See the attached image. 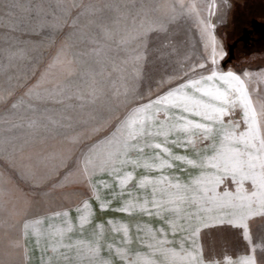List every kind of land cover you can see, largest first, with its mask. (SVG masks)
<instances>
[{
	"label": "rangeland",
	"instance_id": "obj_1",
	"mask_svg": "<svg viewBox=\"0 0 264 264\" xmlns=\"http://www.w3.org/2000/svg\"><path fill=\"white\" fill-rule=\"evenodd\" d=\"M233 2L216 29L227 52L222 66L264 67V47L236 51L223 65L239 27L251 16L264 19V0ZM173 5L176 0H0V264H127L124 256L139 261L137 253L168 264L150 250L146 225L157 234L158 226L167 229L183 190L143 178L175 179L179 164L145 168L157 152L165 155L152 142L165 141L148 134L151 122L133 139L131 122L144 115L141 106L194 74L183 50L173 53L166 44L184 32L171 37L154 27L168 20ZM129 172L134 176L122 188L119 177ZM145 198L161 204L163 218L129 203ZM126 207L132 212L114 210ZM85 212L89 222L82 223ZM122 221L130 243L114 231ZM251 224L253 241L264 240V217ZM203 245L210 264H229L225 257L248 251L240 229H213Z\"/></svg>",
	"mask_w": 264,
	"mask_h": 264
},
{
	"label": "snow or ice",
	"instance_id": "obj_2",
	"mask_svg": "<svg viewBox=\"0 0 264 264\" xmlns=\"http://www.w3.org/2000/svg\"><path fill=\"white\" fill-rule=\"evenodd\" d=\"M176 5L168 20L154 27L171 37L184 32L182 40L169 39L166 44L173 46V53L183 50V60L191 61L194 74L141 106L144 115L131 122L133 139L143 135L146 122H151L154 127L148 129V134L165 141L152 142L165 155L157 152L156 160L146 161L145 168L159 171L179 164L175 179L166 173L143 179L149 183L166 181L170 187L183 190L180 203L173 205L175 217L165 221L167 229L158 226L157 234L151 224L146 225L145 234L151 236L147 243L168 264H210L204 256V235L213 229H240L248 251L225 259L229 264L234 259L236 264H264L258 255L264 253V240L253 241L251 224L264 217V67L253 70L222 66L227 52L216 29L235 7L233 0H176ZM182 173L187 176L182 177ZM133 176L129 172L119 177L121 187L127 186ZM129 203L147 216L163 218L158 202L150 204L145 198ZM111 204L109 200L100 208L107 210ZM114 210L131 213L133 209ZM89 215L85 212L81 216L82 223L89 222ZM113 228L123 232L126 243L131 242L127 222H120L118 228L114 224ZM120 251L128 252L127 248ZM136 256L141 259L130 255L124 259L127 264H160L154 255Z\"/></svg>",
	"mask_w": 264,
	"mask_h": 264
},
{
	"label": "flooded vegetation",
	"instance_id": "obj_3",
	"mask_svg": "<svg viewBox=\"0 0 264 264\" xmlns=\"http://www.w3.org/2000/svg\"><path fill=\"white\" fill-rule=\"evenodd\" d=\"M254 18L264 22L262 18L251 16L246 23L239 27L235 39L229 44V53L230 48H232L234 58L236 51L257 50L264 47V37L262 33L257 32L253 27L252 21Z\"/></svg>",
	"mask_w": 264,
	"mask_h": 264
},
{
	"label": "water",
	"instance_id": "obj_4",
	"mask_svg": "<svg viewBox=\"0 0 264 264\" xmlns=\"http://www.w3.org/2000/svg\"><path fill=\"white\" fill-rule=\"evenodd\" d=\"M253 27L257 32L262 33V36L264 37V22L261 20H258L256 18L252 21ZM234 58V52L233 49L230 48L229 56L226 60H224L223 65H226L228 62L232 61Z\"/></svg>",
	"mask_w": 264,
	"mask_h": 264
}]
</instances>
